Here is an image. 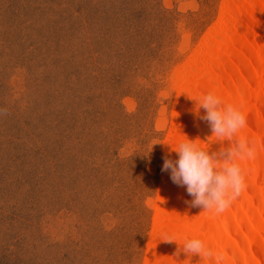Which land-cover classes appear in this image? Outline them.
Instances as JSON below:
<instances>
[{
    "label": "rangeland",
    "instance_id": "1",
    "mask_svg": "<svg viewBox=\"0 0 264 264\" xmlns=\"http://www.w3.org/2000/svg\"><path fill=\"white\" fill-rule=\"evenodd\" d=\"M229 1L0 0V264H148L180 85Z\"/></svg>",
    "mask_w": 264,
    "mask_h": 264
},
{
    "label": "bare ground",
    "instance_id": "2",
    "mask_svg": "<svg viewBox=\"0 0 264 264\" xmlns=\"http://www.w3.org/2000/svg\"><path fill=\"white\" fill-rule=\"evenodd\" d=\"M180 89L169 159L178 158L173 148L188 139L210 153L229 146L227 140L215 141L210 124L200 119L205 110L197 113L198 104L189 98L209 92L246 115L237 137L247 138L255 157L239 161L246 189L222 213L193 207L186 187L175 185L166 172L148 264H264V0L228 2L221 33L196 55ZM194 237L204 242L210 258L183 251ZM169 238L176 241H164Z\"/></svg>",
    "mask_w": 264,
    "mask_h": 264
},
{
    "label": "clouds",
    "instance_id": "3",
    "mask_svg": "<svg viewBox=\"0 0 264 264\" xmlns=\"http://www.w3.org/2000/svg\"><path fill=\"white\" fill-rule=\"evenodd\" d=\"M189 98L198 104L197 113L201 107L205 110L200 119L210 124L215 141L227 140L229 146L210 153L209 148L201 147L196 139H188L173 148L178 158H165L161 170L170 173L175 185L186 187L187 194L193 198V207L222 213L246 189V177L239 161L255 157V147L250 146L247 138L237 137V133L246 126V115L238 107L225 104L213 92L200 99ZM164 241L176 240L169 238ZM183 251L188 256L199 254L202 259L212 256L204 242L195 237L184 243Z\"/></svg>",
    "mask_w": 264,
    "mask_h": 264
}]
</instances>
